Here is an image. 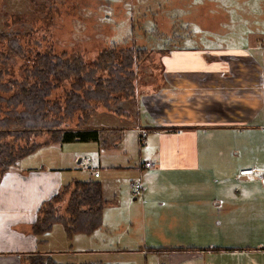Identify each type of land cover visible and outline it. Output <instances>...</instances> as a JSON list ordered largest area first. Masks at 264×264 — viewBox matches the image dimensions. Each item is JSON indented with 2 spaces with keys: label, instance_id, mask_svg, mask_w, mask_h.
Listing matches in <instances>:
<instances>
[{
  "label": "crops",
  "instance_id": "1",
  "mask_svg": "<svg viewBox=\"0 0 264 264\" xmlns=\"http://www.w3.org/2000/svg\"><path fill=\"white\" fill-rule=\"evenodd\" d=\"M170 8L184 34L164 50L143 48L162 66L153 86L137 83L131 102L136 138L140 128L156 142L148 147L154 167L139 170L142 195L107 199L102 183L98 230L68 240L54 227L39 242L32 225L41 203L75 179L64 168L19 162L0 182V264L34 256L59 264H264V184L239 177L243 168L264 170V28L237 36L232 29L264 26V0H171ZM118 125L102 126L123 129L119 147L103 150L113 157L126 153L127 124ZM121 163L114 158L107 171L125 169ZM179 173L182 180L169 179Z\"/></svg>",
  "mask_w": 264,
  "mask_h": 264
},
{
  "label": "trees",
  "instance_id": "2",
  "mask_svg": "<svg viewBox=\"0 0 264 264\" xmlns=\"http://www.w3.org/2000/svg\"><path fill=\"white\" fill-rule=\"evenodd\" d=\"M0 41L6 45L0 52V182L13 166L43 147L95 141L102 150L119 147L123 129L89 124L103 109L119 118L132 116L124 104L135 99L136 70L149 53L146 49L114 45L87 63L79 54L66 52H37L29 58L19 33L1 32ZM43 136L48 139L33 142ZM106 205L101 182L74 180L41 203L33 234L42 242L56 225L64 228L68 240L93 234L103 225ZM27 261L59 264L46 256Z\"/></svg>",
  "mask_w": 264,
  "mask_h": 264
},
{
  "label": "rangeland",
  "instance_id": "3",
  "mask_svg": "<svg viewBox=\"0 0 264 264\" xmlns=\"http://www.w3.org/2000/svg\"><path fill=\"white\" fill-rule=\"evenodd\" d=\"M170 3L171 0H0V33L21 34L29 58H33L37 52H67L78 53L90 63L100 52L114 45L123 48L164 50L172 44L175 35L184 34L181 27L173 26L174 15ZM259 28L264 26L232 27L236 36L246 35L248 32H262ZM1 51H6V45L0 41ZM150 55L139 64L137 83L141 88L154 85L155 73L162 66L161 60L155 58L154 52L151 51ZM15 68L17 69L14 71L18 74V67ZM63 91L64 89H60L57 95H63ZM132 105L124 104L132 113L131 119L112 116L103 109L89 124L90 127L96 128L119 126L118 122L127 124V141L122 149L126 153L123 155L113 157L112 150L103 151L96 141L68 142L37 151L20 161L21 167H39L44 164L48 168H64L65 172H70L73 180L92 179L103 184L107 182V199L111 194H119L122 199L124 196L134 199L131 182H142L140 163L157 156V153L148 148L152 142L156 146L154 140L148 139V144L146 142L144 146L139 147L134 127L137 115L131 110ZM150 138L153 139L154 136L151 134ZM47 139V136L38 137L33 142L42 143ZM78 152L81 155L79 158H82L81 163L78 162L79 158L75 159ZM114 158L118 165H121L123 160L126 168L107 171V164ZM85 159L90 160V164H87ZM89 167L98 168L101 171V179L90 177ZM179 174H170L169 179L179 180L183 178L181 174L185 173ZM184 186L188 187V183ZM66 205L67 200L62 206ZM59 230L62 231L63 227L55 226V233Z\"/></svg>",
  "mask_w": 264,
  "mask_h": 264
},
{
  "label": "built area",
  "instance_id": "4",
  "mask_svg": "<svg viewBox=\"0 0 264 264\" xmlns=\"http://www.w3.org/2000/svg\"><path fill=\"white\" fill-rule=\"evenodd\" d=\"M147 137H148V131L145 129H138L137 132V138H138V143L139 147L144 146V144L147 142ZM87 164H90V160L85 159ZM155 163L147 161L140 163V168H153ZM89 171H92V175L94 178H99L100 177V172L95 170L94 168L89 167ZM239 177L243 179H253L256 180L262 184H264V170L259 169L256 167H250V168H243L239 172ZM143 185L142 183L138 182H132L131 183V191L134 197H139L143 193Z\"/></svg>",
  "mask_w": 264,
  "mask_h": 264
},
{
  "label": "water",
  "instance_id": "5",
  "mask_svg": "<svg viewBox=\"0 0 264 264\" xmlns=\"http://www.w3.org/2000/svg\"><path fill=\"white\" fill-rule=\"evenodd\" d=\"M79 162H81V160Z\"/></svg>",
  "mask_w": 264,
  "mask_h": 264
}]
</instances>
